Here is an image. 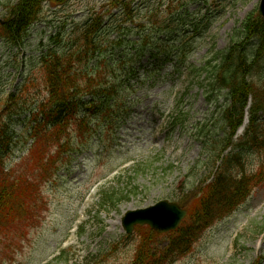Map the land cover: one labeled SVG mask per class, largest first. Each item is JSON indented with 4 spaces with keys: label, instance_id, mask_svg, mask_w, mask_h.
<instances>
[{
    "label": "rangeland",
    "instance_id": "374dc122",
    "mask_svg": "<svg viewBox=\"0 0 264 264\" xmlns=\"http://www.w3.org/2000/svg\"><path fill=\"white\" fill-rule=\"evenodd\" d=\"M109 1L70 0L62 6L46 5L44 19L31 30L26 47L14 53L23 67L0 41V103L26 78L38 76L37 62L51 44L50 38L61 31L66 41L75 21H83ZM161 1L169 0H151L148 7L162 11ZM178 1L174 11H167L182 13V18L177 17V32L169 37L151 26L159 29L152 34L154 44L140 61L131 57L135 50H129L128 62L135 71L118 70L121 76L112 81L114 91L101 108L104 116H93L95 133L91 135L84 127L80 130L86 131L75 133L83 143L80 151L64 159L56 181L45 187V218L31 231L22 249L12 247V264H129L138 240L135 233L127 237L122 228L125 212L163 200L184 205V197L197 189L204 176L197 165L204 146L198 127L203 125L223 135L219 123L225 97L209 100L189 77L191 67L202 66L215 49H224L246 15L258 9L260 0H183L180 6ZM135 2L147 6L143 0ZM4 15L0 7V19ZM170 16L165 13L163 18ZM192 35L195 38L189 41ZM188 47L190 51H186ZM182 57L184 68L174 75ZM187 66L190 68L184 70ZM121 67L124 71L129 68L127 64L118 69ZM127 77L131 82L122 84ZM37 83L41 89L32 87L27 94V103L32 106L45 98L43 86ZM121 88L126 91L118 95ZM177 110L184 113L182 117ZM178 116L183 122L175 124ZM29 129L25 114L13 118L8 167L20 163L32 145V140H27ZM243 136L244 130H239L234 141ZM56 152L52 149V155ZM243 158L247 172L257 171L264 163L256 153ZM261 181L245 203L202 232L191 251L174 264H264V175ZM196 193L199 200V190ZM167 238L155 239L163 244Z\"/></svg>",
    "mask_w": 264,
    "mask_h": 264
},
{
    "label": "trees",
    "instance_id": "16d2710c",
    "mask_svg": "<svg viewBox=\"0 0 264 264\" xmlns=\"http://www.w3.org/2000/svg\"><path fill=\"white\" fill-rule=\"evenodd\" d=\"M69 1H0V7L6 11L0 23V41L13 54L20 53L31 30L44 19L45 6H62ZM143 1L147 6L138 5L135 0H110L99 10L93 9L83 21H75L66 41L60 31L50 38L51 44L39 57L38 76H29L7 99L1 100L0 248L4 245V251H0V264L14 260L12 247L22 249L31 231L45 218L48 202L43 187L53 180L62 155L70 147L69 142L67 150H60L62 138L83 133L86 131L80 130L83 127L95 132L92 117L104 116L101 108L114 91L112 81L121 76L118 70L123 71L119 66L127 64L128 74L135 71L124 56L134 49L135 57L140 60L154 44L152 34L159 29L151 26L159 27L166 35L176 30L173 15L163 18L166 9L148 7L150 0ZM160 5L164 6L162 2ZM65 29L64 26L63 32ZM13 56L25 66L18 55ZM91 63H94L92 67ZM189 77L196 80L209 100L225 97L219 123L223 136L211 135L215 132L206 126L199 130L207 134L203 144L210 173L198 187L201 198L198 200L197 190L191 194L196 199L187 200L188 217L178 230L168 235L165 246L155 239L161 237L150 229L147 232L138 229L140 243L130 264H173L192 248L202 232L228 216L262 183L264 163L257 171L247 172L243 158L256 153L264 159V21L257 11L245 17L227 48L214 51L202 66H192ZM125 79L122 84H129L128 78ZM37 80L44 88L45 98L32 106L27 103V94L32 87L41 89ZM125 90L116 92L120 95ZM249 105V124L244 136L235 143L234 137L244 123ZM24 113L36 134V145L19 165L8 169L6 157L12 151L14 139L11 125L14 116ZM54 145L58 147L57 157L50 155ZM228 149L231 151L214 172L216 163Z\"/></svg>",
    "mask_w": 264,
    "mask_h": 264
},
{
    "label": "water",
    "instance_id": "95a60500",
    "mask_svg": "<svg viewBox=\"0 0 264 264\" xmlns=\"http://www.w3.org/2000/svg\"><path fill=\"white\" fill-rule=\"evenodd\" d=\"M258 13L264 20V0L260 2ZM185 216L186 211L178 205L162 201L146 209L128 212L123 220V227L128 233H132L136 225H149L154 231L165 233L176 229Z\"/></svg>",
    "mask_w": 264,
    "mask_h": 264
},
{
    "label": "bare ground",
    "instance_id": "6f19581e",
    "mask_svg": "<svg viewBox=\"0 0 264 264\" xmlns=\"http://www.w3.org/2000/svg\"><path fill=\"white\" fill-rule=\"evenodd\" d=\"M244 127L241 129L243 131Z\"/></svg>",
    "mask_w": 264,
    "mask_h": 264
}]
</instances>
